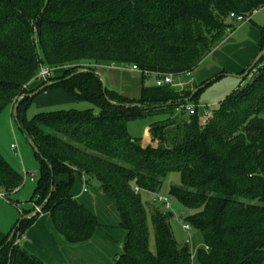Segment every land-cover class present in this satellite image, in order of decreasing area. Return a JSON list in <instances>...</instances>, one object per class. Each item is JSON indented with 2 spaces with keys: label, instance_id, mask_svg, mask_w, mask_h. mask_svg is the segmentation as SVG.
Returning a JSON list of instances; mask_svg holds the SVG:
<instances>
[{
  "label": "trees",
  "instance_id": "1",
  "mask_svg": "<svg viewBox=\"0 0 264 264\" xmlns=\"http://www.w3.org/2000/svg\"><path fill=\"white\" fill-rule=\"evenodd\" d=\"M261 8L264 0H0V115L17 105L16 120L40 151L34 207L23 216L44 205L41 214L51 217L66 242L90 241L102 225L71 195L80 177L96 183L126 233L114 264H264V57L260 75L224 100L204 125L198 112L189 117L177 111L202 90L143 86L141 98L130 100L104 92L97 73L103 66L175 77L192 73L236 30L232 13ZM42 65L65 70L41 82L53 83L43 92L62 88L99 113L60 110L28 120L36 97L27 95L36 90L30 85ZM146 118L157 121L143 139H134L128 124ZM173 173L181 183L170 196L189 212L186 223L203 239L195 259L188 244L177 242L168 212L152 211L155 252L150 250L142 194L159 193ZM22 182L0 155V190L9 196ZM39 216L20 221L4 238L0 264H44L17 244V233L22 236Z\"/></svg>",
  "mask_w": 264,
  "mask_h": 264
},
{
  "label": "rangeland",
  "instance_id": "2",
  "mask_svg": "<svg viewBox=\"0 0 264 264\" xmlns=\"http://www.w3.org/2000/svg\"><path fill=\"white\" fill-rule=\"evenodd\" d=\"M252 19L254 23H260L264 25V8H261L258 14ZM245 23H251V21ZM236 25V29L240 27L239 24ZM242 34L244 35V33ZM211 61L214 63L213 58L208 59V62ZM261 66L262 65H259L255 71L249 75L245 82H242L244 80L227 76L212 82L204 90L196 94L195 98L192 99L189 104L198 107L200 113L199 120L201 124L204 125L206 121L212 119L214 111L231 94L236 92L241 87H246L248 84L252 83L256 77L260 75L259 68ZM133 76L136 75L129 72H123L121 77L132 78ZM213 79H215V77H213ZM190 80L191 77L187 74H184L178 78V82L184 85H187ZM144 86L155 87L156 77L154 75L147 76L144 79ZM173 90L178 93L177 89ZM41 95H43V93H41L39 96ZM71 109L78 111L93 110L96 114L100 111L99 108L87 102H79L71 105H42L40 101L36 99L28 107L26 117L28 120H32L40 113H50ZM154 120V118H146L142 120L131 121L128 124L129 134L136 140L143 139L145 129L147 126H150ZM12 145H17L18 151L14 152L11 149ZM0 155L14 171L23 177L21 189L18 192L11 193L8 196L10 201L0 199V234L6 237L11 236L14 228L23 219V210L30 208V201L34 198L37 181L40 175V159L21 130L19 123L15 118V112H12V107L5 109L0 115ZM26 172L36 174L37 181L31 182L30 179L26 180ZM81 180V178L76 177L73 191H77L79 187L82 188L83 184ZM180 183V175L178 173H173L164 181L159 193L142 194V199L149 208L148 217L150 229V250L155 252V232L151 222L152 211L157 210L161 212H168L172 214L170 225L177 242L181 246L188 244L191 247L193 259H195L197 250L203 246L202 236L193 229L190 231H185L183 229L182 225L183 223H186L185 219L189 215V212L170 196L171 187L178 186ZM95 186L96 183L91 181V183L88 185L89 194L85 197L86 199L91 200V202L94 204L93 208H87H89L93 214L99 217V221L102 226L97 230L96 235L91 241H89L88 244L82 247L80 246V248L72 250L71 252H67L66 261H70L71 264H99L103 259L106 261L109 254L112 253V250H118V254L115 256L113 261L114 264L116 259L123 254L122 244L124 243L126 233L119 227L118 214L109 202L106 203L104 201L101 203L100 200H98V205H96L95 200H92L93 198H96V196L94 197V195H96ZM159 196L168 199L170 211L166 209L165 205L157 201ZM78 202L82 203V199H78ZM116 224L118 225V228L116 227ZM118 229L124 231V235L120 234ZM24 234L22 236H24ZM22 236L21 231H19L17 233V238L21 239ZM34 240L33 233H31L28 235L26 241L31 244L34 243ZM119 249H121V253L119 252ZM43 251L46 252V249L43 248ZM63 254L64 252L62 255Z\"/></svg>",
  "mask_w": 264,
  "mask_h": 264
},
{
  "label": "crops",
  "instance_id": "3",
  "mask_svg": "<svg viewBox=\"0 0 264 264\" xmlns=\"http://www.w3.org/2000/svg\"><path fill=\"white\" fill-rule=\"evenodd\" d=\"M239 26V29L237 28L234 32H231L225 41L208 57V59L213 58L215 64L212 61L208 62L207 59L194 72L187 74L191 77V80L185 85V90H191L194 93L198 88L210 85L218 79L227 77L224 76L226 74L242 75L250 67L262 50L264 44V25L254 23L252 19L251 23H242V25L239 24ZM241 32L244 33V35ZM64 71V69H53V77L56 79L61 77ZM123 72H129L136 76L132 78H122ZM97 73L100 77L104 78L109 90L118 92L120 95L130 100H139L141 98L144 86V79L141 73L133 71L129 67L122 66L99 67ZM213 77H215V79H213ZM40 85L41 82L37 81L32 83L30 88L37 89ZM36 99L39 100L42 105H71L79 103L73 100L62 88L43 92V95L37 96L35 100ZM198 115H200L199 110ZM155 121H157V119H155L154 122ZM144 137L145 132L143 138ZM64 179L66 180V178ZM81 182L83 184L82 188L79 187L77 191H73L74 189H72L71 195L77 200L82 199V204L84 206L86 205L85 207L93 208L94 204L85 197L89 194V189L87 193H84L85 179L82 178ZM95 190L96 195H94V197L96 196V198L92 200H95L96 205H98V200H100L101 203L104 201L106 203L109 202L103 196L97 185L95 186ZM33 207L34 205L31 204L30 208L27 210ZM116 227L118 228L117 224ZM118 231L120 234L124 235V231L119 229ZM31 233H33L35 240L34 243L30 244L26 240ZM4 238L5 237L0 234V244L3 242ZM88 243L89 241L79 245H72L66 242L56 231L54 223L48 214H41L25 232L24 236L17 240L19 247L39 258L44 264H71L70 261H66L67 252L76 250L80 248V246L82 247ZM43 248L46 249V252L43 251ZM120 251L121 249H119V252ZM63 252L64 254L62 255ZM117 254L118 250H112V253L109 254L106 261L105 259H103L104 261L101 259L102 261L99 264H113Z\"/></svg>",
  "mask_w": 264,
  "mask_h": 264
},
{
  "label": "built area",
  "instance_id": "4",
  "mask_svg": "<svg viewBox=\"0 0 264 264\" xmlns=\"http://www.w3.org/2000/svg\"><path fill=\"white\" fill-rule=\"evenodd\" d=\"M259 12V10H255L253 11L251 14H245V15H236L234 13L231 14V19L236 23V24H242L248 21H252V18L257 15ZM122 67H129L131 70L133 71H137L141 74H143L145 77L149 76V75H154L156 77V86L157 87H163V86H170L172 89H177L178 92H183L185 91V85L178 82V78L180 77H175L174 75H161V74H151L149 72H142L140 71V69L137 66H122ZM53 77V69L42 65L40 72L37 76L36 82H47L50 78ZM27 88V87H26ZM24 96H21L19 98V100H21ZM178 112H185L187 114V116L191 117L196 115V113L198 112V107L196 106H192L190 104H187L183 107H179L177 109ZM12 112H14V107L12 109ZM11 149L16 152L18 151V146L17 145H12ZM25 178L26 180L30 179L31 182H36L37 181V175L34 173H25ZM88 182L85 181L84 183V193L88 192ZM21 188H17L14 192H18ZM140 190L136 189V193H139ZM0 199L1 200H6V201H10L8 195L0 190ZM158 202L162 203L163 205H165L166 209L170 211V205H169V201L168 199H165L161 196L158 197L157 199ZM39 207H36V210ZM183 229L185 231H190L192 230L191 226L188 223H183L182 225Z\"/></svg>",
  "mask_w": 264,
  "mask_h": 264
},
{
  "label": "water",
  "instance_id": "5",
  "mask_svg": "<svg viewBox=\"0 0 264 264\" xmlns=\"http://www.w3.org/2000/svg\"><path fill=\"white\" fill-rule=\"evenodd\" d=\"M263 57H264V48H263V50L259 53V55L256 57V59L253 61V63L250 65V67L245 71L244 74H242V75H227V74H226V75H224V76H232V77H235V78L240 79V80L246 79V78L249 77V75L251 74V72H253V71L255 70V68L258 66V64H259L260 61L263 59ZM101 80H102V83H103V89H104V92H105L106 89H107L106 81L104 80L103 77H101ZM52 84H53L52 82H48V83H46V84L40 86V87H39L38 89H36L34 92L28 94L27 97L30 98V99H34L35 97H37L38 95H40L41 92H43L45 89H47L48 87H50ZM206 86H207V85H205V86H203V87H201V88L196 89L195 92H194V94H195V93H198L200 90H203L204 88H206ZM189 101H190V99L187 100V102H189ZM16 111H17V105H16L15 108H14L15 118H16ZM16 119H17V118H16ZM29 143H30L31 146L33 147L35 153H36L37 155H40V151H39L38 147L36 146L35 142L32 141V140H29ZM53 187H54V182L52 183V191H53ZM52 191H51V192H52ZM43 209H44V205L41 206V207H39V208H38L33 214H31V215H27V216H24L23 219H22L21 221H23V220H29V219H31L32 217L41 214L42 211H43ZM170 217H172V214H170ZM119 258H120V256H119L116 260H119Z\"/></svg>",
  "mask_w": 264,
  "mask_h": 264
}]
</instances>
